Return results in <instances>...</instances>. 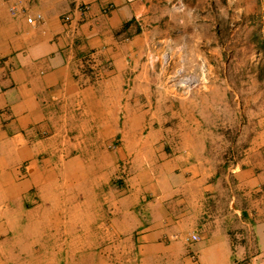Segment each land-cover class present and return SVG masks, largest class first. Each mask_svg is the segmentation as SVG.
I'll use <instances>...</instances> for the list:
<instances>
[{
  "label": "crops",
  "instance_id": "obj_1",
  "mask_svg": "<svg viewBox=\"0 0 264 264\" xmlns=\"http://www.w3.org/2000/svg\"><path fill=\"white\" fill-rule=\"evenodd\" d=\"M10 2L0 0V173L19 182L17 194L40 181L41 195L58 198L82 173L111 234L93 245L124 246L136 264H264V80L243 93L226 71L243 38L258 34L263 0H20L41 15L35 24L12 15ZM167 54L197 89L186 94L179 77L155 74ZM242 110L251 123H207ZM229 128L223 147L217 133ZM142 130L133 146L106 150L107 170L93 147L68 139ZM125 160L128 187L117 188Z\"/></svg>",
  "mask_w": 264,
  "mask_h": 264
},
{
  "label": "rangeland",
  "instance_id": "obj_2",
  "mask_svg": "<svg viewBox=\"0 0 264 264\" xmlns=\"http://www.w3.org/2000/svg\"><path fill=\"white\" fill-rule=\"evenodd\" d=\"M167 59L168 54L163 56L165 62L162 68H159V65L156 68L153 66L155 74L157 73L160 77H171L172 75L179 77L181 91L186 94L198 88V84L189 90L182 86L186 80L193 79V73L184 68L176 70L175 73V70L166 64ZM226 68L229 77L238 78V85L232 87L239 92H249L251 85L248 83L252 80H264V41L259 33L250 38H243V50L234 54V58ZM237 103L239 102L230 100L228 105L229 107L235 106ZM240 103L247 106L253 105L254 102ZM241 112L243 113L238 117L230 114L225 117H212L207 123L228 126L251 123L254 118L247 116L243 110ZM145 134L143 130L141 133L131 134L84 133L80 137L76 133H69L68 139L73 143L76 140L82 141L89 149L93 147L94 154L100 159L99 166L107 170V162L110 158L106 150L109 151L112 149L110 147L116 148L123 144L131 147L139 139L143 140ZM217 134L221 135L223 142L217 139L218 144L223 147L231 146L228 142H233L234 130L229 128ZM96 140L99 142L103 140V143L97 146ZM111 140L113 143L108 145ZM75 154L76 150L71 149L67 155L69 162L70 159L74 160ZM98 157L94 158L98 160ZM125 161L120 166V173L117 172L116 177H113L117 188L121 185L117 180H121V183L127 184L128 187L129 182L125 177L129 161ZM85 173L87 175L90 173V166ZM81 174L78 173V177L72 179V185L75 187L70 186L72 189L67 190L65 195L51 198L41 195L40 181L36 182L25 195H18L17 184L19 182L8 180L0 173V264H136L135 261H125L122 258L124 257V246L117 245L113 248L106 243L93 245L94 238L99 236L107 239L111 234L108 230L107 219L103 218L105 217L103 208H92L94 206L93 197L83 194L81 184L85 182H79ZM95 216L99 217V220ZM114 250L115 260H110L109 257L113 256ZM99 255L103 260L97 259Z\"/></svg>",
  "mask_w": 264,
  "mask_h": 264
},
{
  "label": "built area",
  "instance_id": "obj_3",
  "mask_svg": "<svg viewBox=\"0 0 264 264\" xmlns=\"http://www.w3.org/2000/svg\"><path fill=\"white\" fill-rule=\"evenodd\" d=\"M85 7L86 6L81 5V6H77L76 9L78 11L83 12ZM8 9H9V12L15 16L19 13H25L26 20L30 24H35L38 21H40V19H41L40 14L31 15V14L26 13V10L24 8L20 7V0H11ZM261 10L262 11L260 12V14L258 16L259 19H258V23H257V29H258L259 35L261 36V38L264 41V0H263V5H262ZM62 20H63L65 25H68L70 23L69 21L71 20V13L67 12L66 14H63ZM93 58H94L93 54L90 53V54H87V56H83V61L85 64H89L91 61H93ZM196 85H197V83L193 80H186L184 82V84H182V86L187 87L188 90L192 89ZM123 170H124V168H123ZM123 170H122V172H123ZM198 239H199V236L195 233L189 234L188 236L185 237L186 242L190 245L193 244L194 242L198 241ZM234 264H238V263L235 262Z\"/></svg>",
  "mask_w": 264,
  "mask_h": 264
}]
</instances>
